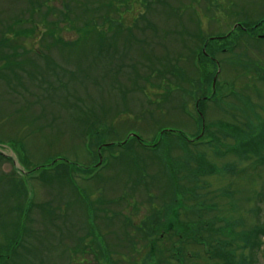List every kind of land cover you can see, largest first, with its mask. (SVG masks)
<instances>
[{
	"label": "rangeland",
	"instance_id": "374dc122",
	"mask_svg": "<svg viewBox=\"0 0 264 264\" xmlns=\"http://www.w3.org/2000/svg\"><path fill=\"white\" fill-rule=\"evenodd\" d=\"M262 17L264 0H0V154L11 159H0V243L17 230L19 215L13 209L22 201L27 214L20 217V230L43 235L26 241L34 245L50 236V250L38 252L19 232L17 251L10 258L3 253L0 264H96L92 256L79 261L82 250L88 245L104 252V244L120 248L119 257L125 254L130 262L143 256L145 251L130 254L125 237H134V225L150 214L143 200L164 204L166 188L180 176L179 165L175 172L160 165L167 149L147 148L161 129L175 131L176 139L163 138L162 148L170 143L183 151L201 147V157L220 168L218 175L203 178L201 186H209L199 191L212 192L214 200L208 202L216 210L209 217L226 224L228 233L218 240L233 242L237 264L241 258L264 264V165L255 155L227 152L224 140L213 146L194 142L201 118L196 99L204 93L202 83L194 89L195 79L203 73L217 71L221 84L218 99L200 107L203 124L243 122L247 109L242 107L253 103L258 109L251 118L264 125V83H257L249 69L257 64L241 63L237 49L233 55L214 54L227 41L208 40L207 59L200 64L197 56L202 40L211 36L234 30L243 42L235 28ZM128 27L133 36L118 38L120 29L129 36ZM251 43L252 59L264 64L258 43ZM96 145L104 147L103 168L92 159L99 153ZM55 159L67 162L62 169L74 171V184L47 180L56 169L40 166ZM224 189L229 194L222 198ZM129 199L143 202L128 214ZM55 209L68 212L67 222H57L60 232L47 233L43 230ZM250 235L245 247L242 239ZM38 257L44 262H36Z\"/></svg>",
	"mask_w": 264,
	"mask_h": 264
},
{
	"label": "trees",
	"instance_id": "16d2710c",
	"mask_svg": "<svg viewBox=\"0 0 264 264\" xmlns=\"http://www.w3.org/2000/svg\"><path fill=\"white\" fill-rule=\"evenodd\" d=\"M129 1L131 0H127L128 3ZM118 5L119 7H122L124 3L121 2ZM142 17H144V15H141V18ZM123 19L124 15L122 14L121 21ZM134 21L135 23H137L136 19H134ZM95 28L97 29L99 27L97 26ZM95 28L93 29L95 30ZM123 29L127 28L123 27ZM237 30L241 32V38H243V42L239 41L236 31L233 30H231L226 35H219L218 37L211 36L209 39H203V46L199 49V51H197L199 63L201 64L203 59H207V56L203 54V49L206 47V43L208 40H210V43L214 41H227V46L224 47L222 45L214 48V54H226L229 52L233 55L235 49L239 50L241 52L239 55H237L239 61L241 63L250 65L257 64L258 67L251 66L249 69H251L255 73L257 83H264V64L254 61L251 57L252 54H249L251 53L250 47L253 46L251 40H254L258 43V46L256 47V49L258 50V55H264V17H262L257 22H251L247 25H244L242 26V28L238 27ZM121 31L122 30L120 29L118 38L126 36V38L130 39L133 36L131 27H128L129 36L125 32ZM100 34L101 33L98 32L97 36L99 37ZM232 37H236L234 42H229ZM211 38H214V40ZM197 39H200L201 41V36H198ZM209 46L210 45H208L207 47ZM242 46L245 47V50H243ZM211 60L213 61V59ZM217 75V71L206 73V75L203 73L200 79H195L196 81L194 89L198 90L199 85L202 83L204 93L203 96L198 100V102L196 99V104L198 103L197 107L199 112L201 113V118L199 123L200 132L194 142L196 143V145L199 142H202V145L204 146H213L212 144L218 142L222 143L223 145L222 140H224V145H226L227 143V145H229L227 152H232L235 155L239 156V158L255 155L258 157V161L260 162L259 164L264 165V125L260 124V126H257V123L255 124L254 120L251 118L252 112L256 115V111L258 109V106L256 104L250 103L249 105L242 107L247 109V113L244 114L246 116V120L243 122L237 120H234V122H226L223 120L218 121L216 127L211 128H208L205 124H203L206 119L204 117L205 115L202 114L200 107L203 106L206 102L217 100L218 90L221 89L219 76L218 80L215 81ZM242 108H240V110ZM254 125L255 128L253 127ZM174 134L175 131H163V129H161L159 130L158 137L153 142H150L151 147H147L154 148V150L167 149L161 156L160 165L163 167V169L172 167V169H174V172L176 166L179 165L180 167L177 166V168L179 170L180 176L176 175V184L170 181L171 185H169L165 191L167 199L164 198V204L160 205L157 202L155 203L153 199L143 200L145 205L151 206L150 214L144 217V219H140V226L137 227V230H135L134 237H125L126 242L130 245L134 252H146L142 256V260L137 261L136 259H134L133 263L203 264V260L208 259L210 261V263L208 264H237V257L232 250L233 242L222 243L221 239L218 240V235L222 234L224 236L228 233L223 232L226 226V224H224L223 222V218L219 219L218 217H209L210 212L216 210V208H214L216 207V205L210 204V202H208V200H214L212 192L208 191V193H199V191L207 189V187L209 186L207 182H203L204 186H201L203 178L218 175L215 173V171H219L220 168L217 165H212L206 158L201 157L200 151H198V149L201 147L193 150L189 149L187 151H183L182 147H180L179 145L170 143L167 144L165 148H162L164 142L163 138L176 140L173 136ZM218 137L221 139L218 140ZM181 139H184L183 136L181 137ZM204 140L205 142H203ZM138 141L141 142V144L144 142L143 140L139 139ZM135 142L133 144H135ZM229 142H233V145L230 146ZM127 143L128 142L126 141V144ZM136 144H138V142ZM94 145L95 144L92 143V146ZM96 146H98V150L103 147V145ZM176 150L180 151L182 155L180 154L176 156ZM215 151L218 152L217 150ZM16 155L19 157V154ZM91 155L94 156H92V159L93 161H97V164L100 162L101 156H103V154L101 153H92ZM163 158H166L167 160L164 161ZM0 159H4V161L6 162L11 161V159L3 156L2 154H0ZM12 163H14L13 160ZM64 164H67V162L61 159H55L50 164H45L44 162L42 164L43 166H40V168L44 170H47L48 168L56 169L54 176L47 177V180L49 181L60 180L71 182L72 184H74L72 181L75 177V173L70 169H62ZM94 168L95 166L93 167V169ZM14 169V172L18 171L17 168ZM84 171L86 170L83 169L81 175L85 174L83 173ZM207 171H209L211 174H207ZM34 172H36V170H34ZM89 172L91 173L92 171ZM188 183H190V185H187ZM222 191L223 192L220 195L222 198L229 194L228 190L224 189ZM85 198L87 200L86 202H88L90 205V209H93L94 205L90 203V199L87 195H85ZM134 200L138 199H129L130 203H132ZM23 206L24 204L22 201L21 206L18 205L13 209V212H18L19 215L17 223L15 225V227H17V230L13 235L5 237H8L5 243H0V260L5 258L2 256L3 253H6L7 257L10 258L17 251L18 247L15 250V246L18 242L17 235L19 234V232L25 238V241L23 243H27V247H35L31 249V251H33L34 249H36L38 252H40L41 249H45L46 251L50 250V236L44 238V240H40L38 244L34 245H30L26 241L27 237H30L31 240L37 241L41 239L43 235H35L34 231H31L30 228L26 229L25 231L20 230V217L24 216L23 214L26 213ZM42 206L43 204L35 205L34 210L40 211ZM209 207H212V209H209ZM66 215H68V212L64 210L59 211L58 209H55V211H52L49 215L50 217H48L49 224L44 227L43 231H45L46 229V232L49 233L50 229L54 232L55 230H58L60 232L62 226H59L57 222L63 221V225H65L67 222ZM27 218V223L30 226L32 224V217H30L29 215ZM228 224L233 226V223ZM238 224V222L235 223V225ZM220 225H222V227H219ZM252 238V235H250L247 237V239H242L245 247H249ZM83 240H85L86 242V238H84ZM133 251H130V253L132 254ZM82 252L83 254H81L79 258V261L82 260V262H88L87 257L89 256H92L94 258L96 264H113L114 262L113 255H108V250H104V252H101L99 249H95L93 246L87 245L85 246L84 250H82ZM116 253L123 252L118 251L115 252V254ZM102 255L104 256V258L102 257ZM125 258L129 259V257ZM35 261L41 263L44 262V259L43 261H41L40 257H38V259ZM240 261H242L241 264H249L248 260L245 261V258H241Z\"/></svg>",
	"mask_w": 264,
	"mask_h": 264
}]
</instances>
